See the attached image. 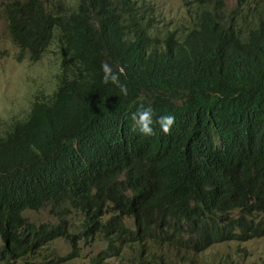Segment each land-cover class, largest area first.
I'll return each instance as SVG.
<instances>
[{
	"label": "trees",
	"instance_id": "trees-1",
	"mask_svg": "<svg viewBox=\"0 0 264 264\" xmlns=\"http://www.w3.org/2000/svg\"><path fill=\"white\" fill-rule=\"evenodd\" d=\"M198 1L191 27L163 36L143 22L145 0L5 3L19 58L39 60L59 29L62 70L0 136V264L57 238L72 245L62 261L81 241L104 243L93 264L150 242L174 264H202L217 243L264 236V0L230 12ZM247 5L252 28L241 23ZM232 18L238 31L225 29ZM102 62L123 69L126 96L103 83ZM141 105L153 121L174 115L170 133L132 131ZM47 206L57 222L25 216Z\"/></svg>",
	"mask_w": 264,
	"mask_h": 264
},
{
	"label": "rangeland",
	"instance_id": "rangeland-1",
	"mask_svg": "<svg viewBox=\"0 0 264 264\" xmlns=\"http://www.w3.org/2000/svg\"><path fill=\"white\" fill-rule=\"evenodd\" d=\"M9 0H0V136H4L16 121L26 119L38 97L52 93L58 83L57 75L62 68V48L60 30L55 35L39 60L19 58L20 48L13 40L8 28V18L4 10ZM79 0H66L69 6ZM152 6L147 10L151 21L145 17L143 22L150 25L151 31H159L160 36L166 32L178 34L185 26L191 27L200 11L198 0H145ZM223 2L227 12L232 11L240 0H211ZM143 0H139L142 3ZM245 18L241 23L246 28L253 19L249 5L242 13ZM253 26L250 24L249 28ZM240 27H238V30ZM186 33V32H185ZM180 36V35H179ZM254 52V48H250ZM25 216L35 223H55L57 219L47 206L39 211L27 212ZM80 223L81 214L76 212ZM1 242V240H0ZM71 243L65 238H57L48 243L39 253L20 259L18 264H93L92 259L104 247L102 242L86 244L80 242L78 256L69 260H60L68 255ZM173 250L150 242L146 246L138 245L135 250L126 248L120 256L108 259L105 264H174ZM202 264H264V236L245 242L230 241L217 243L197 257ZM186 264H190L187 262ZM197 264V262L193 263Z\"/></svg>",
	"mask_w": 264,
	"mask_h": 264
},
{
	"label": "clouds",
	"instance_id": "clouds-1",
	"mask_svg": "<svg viewBox=\"0 0 264 264\" xmlns=\"http://www.w3.org/2000/svg\"><path fill=\"white\" fill-rule=\"evenodd\" d=\"M233 23L228 27L232 26L236 31H238V23L237 19L232 18ZM102 70H103V83L108 84L112 83L115 84L121 91L123 95H127V86L124 83H121L119 76L123 74V69L120 68L118 71H114L113 68L107 63L102 62ZM131 120H132V131H139L141 135L145 136H152L155 134V129L153 127V124H158L161 131L164 134H169L171 131L172 126L175 123V116L171 114L161 115L159 116L155 121H153V109L151 106L144 107L141 105V108L133 112L131 114Z\"/></svg>",
	"mask_w": 264,
	"mask_h": 264
}]
</instances>
